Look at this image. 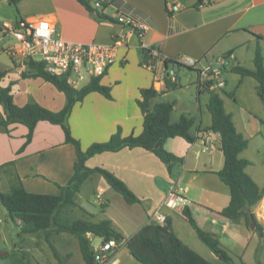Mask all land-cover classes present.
Segmentation results:
<instances>
[{"label": "crops", "instance_id": "crops-1", "mask_svg": "<svg viewBox=\"0 0 264 264\" xmlns=\"http://www.w3.org/2000/svg\"><path fill=\"white\" fill-rule=\"evenodd\" d=\"M92 1L89 0L90 4ZM169 3L178 4L180 9L168 12L166 5ZM203 3L199 6L197 0H109L103 8L89 11L77 0L53 1V10L40 16L52 20L61 38L105 44L115 41L118 44L115 61L100 78L101 84L110 87L111 97L90 91L82 100L76 101L68 116L70 132L79 141L82 150L93 142L107 140L118 127L122 136L141 133L143 114L136 100L140 98L141 88L152 86L153 74L142 65L140 43L158 48L168 59L187 56L199 58L202 63H211L218 56L231 53L230 65L223 72L225 85L216 91L223 100L225 110L231 113L236 130L247 138V147L238 154L249 161L244 170L260 188H264V105L256 91L257 81L230 69L237 64L252 68L257 45L264 57V0H204ZM97 12L110 19L97 17ZM119 13L145 23L147 29L141 38L117 21ZM18 18L26 19L20 15L8 23ZM14 42L11 33L0 34V53H4ZM5 54L6 58H0V71L5 72L0 83L11 86L13 101L17 105H24L29 98H33L53 111L63 106L65 96L61 91L41 77H21L26 67H20L18 60ZM161 70L162 66L158 65L155 72L159 74ZM175 71L179 86L173 90L162 89L152 101H174L171 122L181 115L194 119L190 128L194 137L192 142L176 136L163 143L167 151L181 160L173 163L168 171L164 162L142 147L95 153L84 164L111 171L135 193L139 202L130 204V210L112 213L109 211L110 201L102 197L112 189L102 177L91 175L76 196L79 206L75 209L82 215H91L82 201H88L87 198L92 196L100 198V203H103L101 218H110L128 238L151 221L154 209L169 188L176 184L189 199L186 207L197 225L213 233L237 262L264 263V194L251 207L262 227V236L246 224L243 216L228 218L218 212L228 203L230 194L215 173L223 164L220 134L204 130L211 122L207 109L208 93L197 89L194 70L179 66ZM176 111L177 114L173 115ZM2 113L0 104V116ZM9 128V133L0 131V165L12 162L0 169L6 185L9 186V175L14 171L25 190L57 194L58 185L65 184L70 178L76 160L75 148L64 142L61 127L44 120L38 121L31 140L20 152L27 127L14 123ZM161 210L170 218L173 231L185 244L213 264H227L198 238L182 210L165 207ZM16 222L20 227L19 220ZM33 236L34 239H31ZM18 237L22 243L35 240L36 236L21 234ZM89 237L92 244L93 237ZM96 239L100 241L99 237ZM123 246L130 254L126 246L120 244L107 264L120 263L118 249ZM22 250L26 249L16 242L12 248L0 246V252H7L0 256L20 255ZM32 259L35 264L54 262L53 258Z\"/></svg>", "mask_w": 264, "mask_h": 264}, {"label": "trees", "instance_id": "trees-1", "mask_svg": "<svg viewBox=\"0 0 264 264\" xmlns=\"http://www.w3.org/2000/svg\"><path fill=\"white\" fill-rule=\"evenodd\" d=\"M18 1V0H13ZM89 11L94 7L89 0H77ZM204 0H197L203 3ZM97 17L110 19L100 12ZM142 59L145 53L141 52ZM263 55L259 45L256 46L253 67L232 65L230 69L241 75L251 76L257 81L256 91L264 105V64ZM167 62H172L169 59ZM174 63V62H173ZM26 71L21 72V77H41L52 83L65 96L63 106L57 110H50L39 104L33 98H29L24 105H17L13 101L11 86H3L0 83V104L3 113L0 116V131L9 133V126L20 123L27 127L25 140L19 152L31 140L34 127L38 121L44 120L58 124L64 136V142L74 146L76 160L73 163V172L68 181L58 185L57 194L35 193L25 190L18 175L12 171L9 175L7 191H0V203L5 207L9 218L19 220L18 235L31 234L42 236L52 250L56 259L60 258L59 251L53 246L51 237L59 233H67L77 240L78 248L85 264H92L94 250L90 237H99L102 241L115 239L118 246L123 244L133 258L141 264H213L190 246L185 244L173 231L170 218L167 217L163 225L149 221L139 227L134 234L126 238L113 224L110 218L104 217L96 221L90 218H78L72 216L74 208L78 207L76 196L80 192L85 180L91 175H98L108 186L121 195L123 200L132 204L139 202L135 193L115 174L102 167H87L85 160L95 153L103 151H117L122 148L142 147L153 152L170 171L173 163L181 160L179 156L167 151L163 147L166 139L181 137L187 142H192L194 137L190 128L194 123L192 117L181 115L176 121H170V113L173 110L174 101H156L152 99L160 95L152 86L140 89V98L136 100L143 114V129L138 135L130 134L122 136L120 127L109 138L102 142H93L85 150H82L79 141L71 135L68 116L76 101L90 91H98L110 98V87L100 83V78H91L80 87H73L67 82L64 75H53L44 69L42 61L28 60L25 63ZM179 65L174 63V68ZM176 72V71H175ZM5 72L0 71V81ZM177 82L166 80L164 90L177 88ZM207 109L211 116V122L204 130H210L220 134L219 148L223 154V164L215 173L229 189V201L218 212L228 218L243 216L248 226L254 224L259 236H262V227L258 223L251 207L263 196L264 188H260L245 172V166L249 164L247 159L238 154L247 147V138L235 128L231 113L227 112L223 100L217 91H207ZM160 143L157 145V142ZM12 162L0 165H10ZM182 214L195 230L198 238L217 256L227 264H246L242 260L237 262L233 256L219 242L211 232L200 228L192 217L190 210L185 206ZM20 255L28 261L25 250L19 251ZM40 264V263H38ZM255 264H264L256 261Z\"/></svg>", "mask_w": 264, "mask_h": 264}, {"label": "built area", "instance_id": "built-area-1", "mask_svg": "<svg viewBox=\"0 0 264 264\" xmlns=\"http://www.w3.org/2000/svg\"><path fill=\"white\" fill-rule=\"evenodd\" d=\"M109 0H93L92 6L96 9L103 8ZM204 3H199L202 6ZM168 12L173 13L180 9L176 3L166 5ZM118 22L129 27L130 31L141 38L147 26L144 22L134 19L129 15L119 13L116 15ZM11 33L15 42L5 49L11 58L18 60L21 67L28 60L42 61L44 69L53 75H64L67 82L73 87H80L91 78H101L109 66L115 61L118 44L100 42H83L65 40L58 36L52 20L45 16L18 18L12 23H0V34ZM141 52L145 53L142 65L153 74L152 88L160 92L166 80L176 82L174 63L194 70L197 74L196 87L199 91L220 90L225 85L223 72L229 67V59L233 56L226 53L218 56L211 63H202L199 58L178 56L171 59L163 57L156 47L140 43ZM174 62V63H173ZM158 65L162 66L161 73L155 71ZM205 136V133H202ZM206 137V136H205ZM189 204V199L182 193V188L173 184L161 203L154 209L151 221L163 225L167 215L161 208L182 210ZM118 247L115 239L100 241L93 246L94 259L92 264H107Z\"/></svg>", "mask_w": 264, "mask_h": 264}, {"label": "rangeland", "instance_id": "rangeland-1", "mask_svg": "<svg viewBox=\"0 0 264 264\" xmlns=\"http://www.w3.org/2000/svg\"><path fill=\"white\" fill-rule=\"evenodd\" d=\"M56 0H0V23L11 22L15 17L23 16L27 17H38L51 10H53L52 4ZM2 52V51H1ZM9 55V54H8ZM5 52L0 53V58H6ZM10 57V55H9ZM11 58V57H10ZM183 71V70H182ZM177 114V111L173 115ZM1 169V168H0ZM8 185L6 180L2 178L0 170V191H7ZM102 197L108 198L110 201V210L112 213L115 211L130 210V204L126 203L120 194L114 190H109L108 194ZM88 201H82L84 206L92 213L91 215H82L78 209H73L72 216L83 218L87 217L93 221H96L102 217L103 203H100V198L95 196L88 197ZM264 204V203H263ZM132 207H135L132 206ZM264 217V215H263ZM19 226L16 221L9 218L5 207L0 203V246L12 248L16 242L19 246L26 249L28 261L18 254H9L0 256V264H35L32 257L37 258H53L54 262H47L46 264H85L81 258V254L78 248L77 240L67 233L54 235L51 237L53 246L59 251L60 258L56 259L53 256L52 250L46 243L42 236H36L35 240L23 241L20 243L19 237ZM32 237V236H31ZM34 239V236L33 238ZM28 240V239H26ZM98 240L96 237L92 239V245H97ZM118 255L120 259L119 264H141L134 258H130V254L126 253L123 247L118 249ZM223 263V262H222Z\"/></svg>", "mask_w": 264, "mask_h": 264}, {"label": "water", "instance_id": "water-1", "mask_svg": "<svg viewBox=\"0 0 264 264\" xmlns=\"http://www.w3.org/2000/svg\"><path fill=\"white\" fill-rule=\"evenodd\" d=\"M159 143H160V141L157 142V145H158ZM250 227H254V224L251 223V224H250ZM2 254H7V252H0V255H2Z\"/></svg>", "mask_w": 264, "mask_h": 264}]
</instances>
